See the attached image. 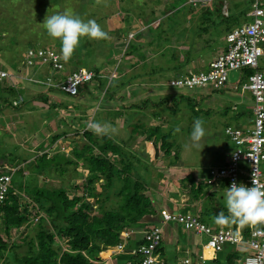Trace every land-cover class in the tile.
Wrapping results in <instances>:
<instances>
[{
  "label": "rangeland",
  "instance_id": "374dc122",
  "mask_svg": "<svg viewBox=\"0 0 264 264\" xmlns=\"http://www.w3.org/2000/svg\"><path fill=\"white\" fill-rule=\"evenodd\" d=\"M82 1H85L84 9L80 8ZM234 1L243 3V0H214L209 9L214 11L217 7L219 12L215 11L206 17L199 13L201 6L194 7L195 9L184 7L178 16L173 15L176 9L175 5H171L176 3V8L179 9L184 4L187 6L185 0H0V67L11 72L21 66L24 51L30 44L54 49L61 55L59 39L49 37L44 28L43 21L49 15L71 13L84 21L95 20L107 33L106 39L81 37L79 44L84 47L82 51L76 47L68 61L62 58L63 71L70 65L69 67L75 68L96 67L97 73L104 74V77H95L88 85L82 86L78 95L71 96L59 89L25 79H19V88L18 85L9 86L7 81L0 83V172L9 168L25 167L28 161L45 152L49 155L64 154L75 160L77 166L60 162L59 166L64 168L63 173L51 168L45 174H37L36 184H44L49 188L65 186L69 194L76 192L83 195L90 203L91 210L97 214L108 209H117L116 188H104L105 175L100 172L89 175L88 162L74 153L88 142L83 136V131L89 129L88 125L94 122L106 127L107 131L103 133L110 134L116 141L120 140L121 144H118H123L125 149L131 150L132 156L134 154L138 158L136 161L132 159L134 164L139 160L138 173L147 177L143 176L145 186L142 192L150 196L153 204L157 203V197L163 195L174 201V195L179 194L180 190L179 181L173 184L175 174L180 176L192 167L200 170L204 167V171H207L208 167L224 165L229 158L230 149H227L233 145L227 142L223 131L224 124H237L239 119L240 124L249 126L252 119L249 111L253 101L249 91H241L243 80L240 71H229L227 84L221 90L209 89L208 86L189 89L171 86L168 82L174 75V66L181 64L180 70L178 68L176 71L182 74L203 68L218 48L224 45L221 34L225 25L221 22L223 16H220V13L227 15L230 9L235 11ZM114 10L118 14L109 16ZM149 18H153L152 24H149L152 29L147 25ZM158 23H161L160 31L157 28L156 32L154 28ZM205 26L210 27L209 33L203 32ZM117 28L122 34H118L115 30ZM194 29L195 35L192 34ZM137 32L142 33L138 38L134 36ZM209 34L215 39H209ZM129 41L135 45L144 43L145 45H141L137 51H141L145 56L127 52L124 54ZM186 50L188 53H185ZM120 60L123 62V80L129 82L126 85L121 84L118 79L116 65ZM259 67L264 68V56L259 60ZM34 70L40 80L47 76L59 77L62 71H55L47 65ZM28 83L37 85L45 96L43 100L35 103L36 108L31 113L27 111L31 100L24 103L18 101L15 107L12 106L13 99L18 96L17 92L28 86ZM108 87L112 88L105 95L104 89ZM116 90L123 100L118 99L119 105L116 104V99L112 101L115 97L110 98L111 92ZM46 93L55 97H48ZM234 104L237 107L235 110L231 109ZM116 108L121 111L117 116H113L111 110ZM246 109L248 112H244ZM197 118L204 122L206 129V134L200 142V151L190 147L189 140L193 122ZM155 126L159 127L160 135L169 133V140L172 142L170 155H162L159 142L147 139L148 129ZM92 132L95 138L102 134ZM224 143H227L224 148L226 150L222 151ZM93 150L98 152L96 147ZM108 155L120 168L118 155L110 151ZM142 159L151 164L159 159L161 162L152 165V168H146ZM260 168L264 172V161ZM29 172V169L23 170L25 179L26 176L28 178ZM17 181H20L19 178ZM74 186L78 188L74 190ZM93 193L96 201L90 197ZM218 196L217 194L216 198ZM28 201L25 193H22L21 202ZM218 202L223 204L225 200ZM187 207L189 209L184 211L194 210L190 205ZM44 219L48 224V217ZM37 230V221L34 219L14 229L10 239L4 232L2 236L8 245L18 240L19 245L14 248V253L16 257H22L27 253V242L30 238L34 240V249L37 248ZM140 230H143V227ZM179 231V240L184 242L185 235L180 229ZM96 240L100 242V239ZM205 240L206 237L202 235L201 241ZM57 243L61 249L65 247V239H60ZM161 246L164 251L160 257L164 258L165 264H176V258L184 254L182 248L172 253L165 242H162ZM234 248L240 252V257L244 256L242 245ZM2 253L0 264H17L12 258H8L5 250ZM125 253L126 250L121 254ZM95 254L96 256L90 255V258L97 264H110V259L115 256H110L108 260L101 256L103 261H99L97 253ZM123 257L124 255L118 260H123ZM222 264L226 262L223 261Z\"/></svg>",
  "mask_w": 264,
  "mask_h": 264
},
{
  "label": "trees",
  "instance_id": "16d2710c",
  "mask_svg": "<svg viewBox=\"0 0 264 264\" xmlns=\"http://www.w3.org/2000/svg\"><path fill=\"white\" fill-rule=\"evenodd\" d=\"M84 2L85 1H82L80 6L81 9L85 8ZM174 5L176 12L173 15L176 16H178L177 14H179V12H182L184 7H189L191 9L198 7L191 4H187V6H185L184 4V6L177 9L176 3H173L171 7ZM121 6H123V4ZM210 6L211 5L201 6V8H199V13L202 16L207 17L211 16V14L215 11L219 12L217 7L214 11H211L209 9ZM247 8L248 3L246 1H243V3L234 1L235 11H231L230 9L227 15H222L220 13V16H223L221 22L225 25L223 33L221 34L223 35V40L226 37V34L235 26L238 16H243V19L248 18L246 15ZM113 13L118 14L116 10H114ZM152 21L153 18H149L147 25L149 26V24H152ZM245 21H247V19ZM159 24L161 25V23H158L154 28L156 29V32H158L157 28L159 29L160 27ZM148 28L152 29L151 26ZM209 28L210 27L206 26L203 27V32L209 33ZM118 31L119 29L117 32ZM194 33H196V29L192 32V34ZM118 34L122 33L118 32ZM135 34L136 35L134 36L138 38L142 33L137 32ZM208 36L211 40L215 39V37L211 34ZM219 36L220 35H218V37ZM130 41L128 42V48H126L127 50L124 51V54L127 52V54L136 53L137 56H145L141 51H137V48L145 44L138 43V45H135L134 43H131L132 41ZM178 42H180V40H178ZM31 46L33 45L30 44L27 47ZM77 48H80L79 51H82L84 47L79 44ZM185 53H188L187 50ZM120 62L121 60L116 65L118 76L121 77H118V79H120L121 84L126 85L127 81L123 80L122 75L121 65H123V62H121V64ZM179 66L182 65L180 64ZM179 66L174 67L178 70ZM176 69L174 70V75L172 77L179 76L180 71L177 72ZM92 70L95 73V77H98V79L104 77V74L97 73L98 68L94 67ZM251 71L253 70H245V76ZM111 88L112 87L105 88L104 94L106 95L108 90ZM111 94L110 98L115 97L112 101L116 99V104H118V99L123 101L121 94L120 96L117 94V90L116 92H111ZM120 111L121 109L119 108L111 110L113 116H117ZM83 136L88 142L80 149H76L74 153L77 157H83L84 160L88 162L87 171L89 175H94V173L98 172L105 175L106 180L104 188H116L115 190L117 191L116 194L118 196L117 209H108L101 212V214H97L91 210L90 203L84 199L83 195L76 194V192L69 194L65 186L60 185L58 187L49 188L44 184L37 185V174H45L51 168L58 169L60 173H63L64 168L59 166L60 162H63L64 164L73 163L74 166H77V162L75 160L68 158L64 154L48 155L46 152L42 153L33 160L28 161L25 167H18L16 169L9 168L8 170L0 172H7L11 174L10 188L5 195L3 203L0 205V258L3 257L2 251L5 250L8 258H12L17 264H97L94 259L90 258V255L94 254L96 256L95 253H97V259L99 261H103V257L104 259L107 258L109 255L106 254L104 250L107 247L123 241V238L121 237L123 230L131 228L137 232L134 239H130L127 243L128 247L137 246L142 242V230H140L142 228L141 226L146 225V223L157 224L158 221L148 220V217L154 214L155 211L150 196L145 192H142L145 186L144 180L147 177L138 173L139 160L136 164H134L132 160L134 159L136 161L138 158H136L134 154L132 156V153H130L131 150L128 151L127 146V149H125L123 144L121 146V142H119L120 140L116 141L110 134L102 133L99 138H95L92 130L86 128L83 131ZM152 136L154 137V142H159L161 154L170 155L172 142L169 140V133H162L160 135L159 127L155 126L148 129L147 139H151L150 137ZM94 147H96L98 152H94ZM108 151L114 153V155H118L117 157L121 164L120 168L115 165L114 160L108 155ZM143 161V165H146V168L147 166H150L151 168L153 167V164L148 162V160L144 159ZM25 168L30 171L28 178L26 176V179L25 176H23V170ZM147 172H149V170ZM143 176H145V178ZM142 177L144 179H142ZM17 178H19L20 181H17ZM189 178L195 186V193L203 194L205 187L208 185L205 183L202 184L200 181H195L192 176H189ZM77 188V186H74V190ZM22 193H25L29 199L28 202H21ZM94 196V193L90 194L93 201H96ZM225 216H227V212ZM44 217H48V224L44 222ZM34 219L37 221L38 225V230L35 233L38 238L35 243L37 248L34 249V240L30 238L29 241L27 240V253L22 257H16L14 248L19 245L17 242L18 240H14L15 242L12 241L11 244L8 245L2 236V232H4L5 236L10 239L12 236L11 232L14 229L20 228L23 224L30 223ZM232 222V225L234 227H238L244 236L249 233L250 224L241 227L237 221L232 220ZM225 224L228 225V221H226ZM25 237H22V239ZM97 238L100 239V242H97ZM60 239H65V247H62L63 249H61L60 244L57 243ZM161 243L162 240L160 241L159 247L161 246ZM101 244L103 246L102 248ZM242 246L244 247V251H242L244 255L245 252L247 254L250 253V249L247 245L244 244ZM121 253L116 254L118 258L123 255ZM101 256L103 257L101 258ZM130 257L131 255L126 252L123 260ZM227 257H229V255ZM231 258L232 259H229L230 263L228 264H240L237 261L239 258L236 253L232 254ZM123 260H118V262H122ZM98 264L102 263L99 262Z\"/></svg>",
  "mask_w": 264,
  "mask_h": 264
},
{
  "label": "built area",
  "instance_id": "2783aa9c",
  "mask_svg": "<svg viewBox=\"0 0 264 264\" xmlns=\"http://www.w3.org/2000/svg\"><path fill=\"white\" fill-rule=\"evenodd\" d=\"M213 1L185 0L193 6L211 5ZM243 1L248 3L246 15L250 20L233 27L226 34L225 48L206 67L175 76L168 83L190 89L203 86L217 89L224 86L229 71H244L247 68L253 70L241 84V91H249L253 99L251 123L243 127L230 124L224 127L225 135L233 144L229 158L224 165L208 168L205 182L212 186L224 183L228 187L232 181L246 186H251L254 181L256 186L264 189V172L260 168L264 161V69L258 67L260 57L264 56V0ZM20 64L16 72L0 67V83L9 77H15L59 89L68 95H77L82 86L95 78L94 71L83 66L69 70L62 78L47 76L40 80L35 72H31L30 76L27 73L22 74L21 69L30 68L35 71V68L42 65L55 71L64 69L62 57L56 50L40 46L27 47ZM10 180V173H0V205L10 188ZM169 221L206 237L200 252L195 257L185 255L179 264H207L210 252H219L225 245L238 247L244 244L249 247L250 253L243 256L240 264H264V223L250 224V231L244 236L238 227H214L189 211H162L160 222ZM160 224L145 227L142 230V242L131 247L127 243L134 239L136 231L131 228L123 230V241L107 247L104 251L111 256L126 250L131 255L130 258L113 264H164L159 252L162 240Z\"/></svg>",
  "mask_w": 264,
  "mask_h": 264
},
{
  "label": "crops",
  "instance_id": "0c3cea01",
  "mask_svg": "<svg viewBox=\"0 0 264 264\" xmlns=\"http://www.w3.org/2000/svg\"><path fill=\"white\" fill-rule=\"evenodd\" d=\"M115 15H117V13H111L109 16H115ZM243 18H244L243 16H238V19L236 20L235 26L243 23L246 19L250 20L249 17L245 18V19H243ZM115 30H118V28ZM222 47L223 46H220L218 48L219 50H217V52L220 51L222 49ZM217 52L214 53V55H212L211 58H213L217 54ZM211 58L209 60H211ZM69 66L70 65H68V68L66 70H64V71L62 70L60 72V74L58 75L60 78H62L63 75L65 73H67L69 70L75 68V67H69ZM201 66L202 65H200V67ZM18 68H19V66H18ZM22 70H24V72ZM31 72H35V71H32L30 68L21 69V73L22 74L27 73L26 75H28V76H30ZM244 73H245L244 71H240V74H241L240 77L242 80L245 79V77L243 76ZM6 81L9 83V86H16V85L20 84L19 78H15V77H9L4 82H6ZM128 83L129 82H127V84ZM28 84H29L28 86L22 87L20 89V91L17 92L18 96L16 99H13L12 106L15 107L16 103L18 101L20 103H22V102L24 103L25 101L31 100L30 105L28 106V110H27L28 113H31V112H33L32 110L34 108H36L35 103H37L38 100H43L45 98V96H43V94H44L43 91L40 90L39 88H37V85H34L33 83H28ZM226 84H227V82L224 84V86L222 88H218V90L223 89L226 86ZM19 86L20 85H18V88H19ZM46 95L48 97H55L49 93H46ZM47 100H49V98H47ZM252 101H253V99H252ZM252 106H253V103L250 106V113L249 114H252V111H251ZM231 109H233V110L237 109L236 104H234L231 107ZM244 112H247V109H246V111L244 110ZM236 115H238V113H236ZM250 120H252V119H250ZM228 124L238 126V127L246 126V125L240 124L239 119H238L237 124H232V123L228 122V123L224 124V127ZM223 131H224V129H223ZM152 137H150L151 140H153ZM226 139H227V137H226ZM227 142H228V140H227ZM226 144L227 143L223 144L222 151L226 150V149H224V148H226L225 147ZM229 149L230 148H228L227 150H229ZM157 162H161V160L159 159ZM157 162H155L153 165H156ZM203 168L204 167H202V169L200 170L199 168H193L192 167V168H190V170L183 172L182 175H180V176L175 174L176 178H173L174 179L173 184H174V182L179 181V185H180L179 186L180 190H178L179 194L174 195L175 196L174 201H171L169 199L170 197L166 198V196H164V195L161 197H157L156 201H155L157 203L153 204L155 213L150 215L148 217L149 218L148 220H154V221H158L160 223L159 213H161L162 211H184L185 209H189V207H187V205H190L194 209V210H192V213L196 214L203 221L209 223L210 225H212L214 227H217V226L234 227L232 225V223H233L232 220H228V225L225 224L226 222L218 223L216 221L217 215H219L221 213H223L225 215L227 212V208H226L225 203L220 204L218 202L219 200H225L224 199V192L226 191V185L224 183H220L219 185L205 187V191L203 194H201V193L196 194L195 193V190H194L195 186L190 181L189 176H192V178L195 181H200L202 184H204V177L206 175V171H204ZM217 194L219 195L218 198H216ZM171 202H173L174 204ZM228 215H229V213L227 212V216ZM148 226L149 225H144L141 227L145 228ZM160 226L162 228V242H165L168 245L170 251H172V253H173L175 250H179L181 248L184 251V254L181 257L176 258V260H177L176 264H179L180 260L185 255H190L191 257H195V255L200 252L201 244L203 243L201 241L202 235L197 234L191 230H187L183 226H181L180 224L172 222V221L163 222V224H160ZM179 229L181 230V233H183V235H185L184 239H183L184 242H180V240H179L180 239ZM234 247L235 246H233V245H225L224 248L219 252H210L207 256L206 263H208V264H222V262L225 261L226 264H228V263H230L229 259H232L231 257H232V254H234V253H236L238 255L239 259L237 261L240 263L243 257H240V255H239L240 252L237 251ZM163 251L164 250H163L162 246H160L159 247L160 254H162ZM125 254H123V255H125ZM228 255H229V257H227ZM111 256H113V255H111ZM120 256H121V254H120ZM109 258H110V255L107 257V260ZM110 262H111L110 264L117 263L118 262V256L115 254V256L112 259H110ZM164 264H165V260H164Z\"/></svg>",
  "mask_w": 264,
  "mask_h": 264
},
{
  "label": "clouds",
  "instance_id": "9594fccd",
  "mask_svg": "<svg viewBox=\"0 0 264 264\" xmlns=\"http://www.w3.org/2000/svg\"><path fill=\"white\" fill-rule=\"evenodd\" d=\"M247 21H249V19ZM43 24L46 33L49 37L54 39H59L61 45L60 48L61 56L65 61H68L71 58L74 50L80 43L81 37L86 36L89 39H96V40L107 38V33L101 28V26L95 20L84 21L79 16L71 13H55L49 15L47 16L46 19H44ZM225 46H226V42L224 38V45L222 49L217 52V54L221 52L225 48ZM199 69L201 68H198L197 70ZM259 69H264V68L259 67ZM188 72L189 71L185 73ZM181 74L182 73H180L179 75ZM243 76L246 77L247 75L245 76L244 73ZM210 88L211 87H209V89ZM214 90H218V88ZM71 96H75V95H71ZM88 127L97 134L107 131L106 127H102L101 125L95 122L89 124ZM205 134H206V129L204 127V122L201 119L198 118L195 119L189 134L190 147L197 148L200 151L202 148L200 142L202 138L205 136ZM227 140L229 141L228 137ZM205 177H204V183L207 184L205 182ZM207 185L212 186L209 184ZM224 199H225L227 212L229 213V215L225 216L223 213L217 215L216 221L218 223H223L228 220H235L241 225V227L249 224L255 225L257 223H264V189H262L259 186H256L254 181H252L251 186H246L243 183H237L236 181H232L230 185L226 187V191L224 192Z\"/></svg>",
  "mask_w": 264,
  "mask_h": 264
}]
</instances>
